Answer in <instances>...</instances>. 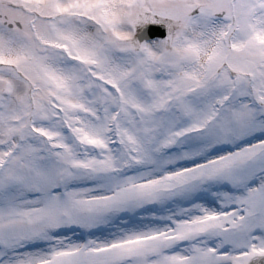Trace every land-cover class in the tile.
Instances as JSON below:
<instances>
[{
    "label": "snow or ice",
    "instance_id": "1",
    "mask_svg": "<svg viewBox=\"0 0 264 264\" xmlns=\"http://www.w3.org/2000/svg\"><path fill=\"white\" fill-rule=\"evenodd\" d=\"M0 264H264V0H0Z\"/></svg>",
    "mask_w": 264,
    "mask_h": 264
}]
</instances>
